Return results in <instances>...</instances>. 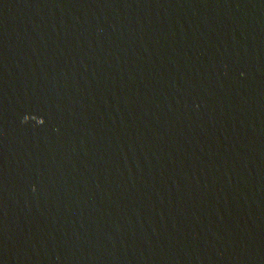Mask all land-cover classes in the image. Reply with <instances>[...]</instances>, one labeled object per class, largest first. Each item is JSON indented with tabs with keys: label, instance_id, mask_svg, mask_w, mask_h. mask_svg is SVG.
I'll return each instance as SVG.
<instances>
[{
	"label": "water",
	"instance_id": "obj_1",
	"mask_svg": "<svg viewBox=\"0 0 264 264\" xmlns=\"http://www.w3.org/2000/svg\"><path fill=\"white\" fill-rule=\"evenodd\" d=\"M0 264H264V0H0Z\"/></svg>",
	"mask_w": 264,
	"mask_h": 264
}]
</instances>
